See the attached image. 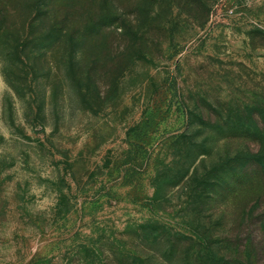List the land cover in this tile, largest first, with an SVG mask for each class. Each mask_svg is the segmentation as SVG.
I'll list each match as a JSON object with an SVG mask.
<instances>
[{"label": "rangeland", "instance_id": "1", "mask_svg": "<svg viewBox=\"0 0 264 264\" xmlns=\"http://www.w3.org/2000/svg\"><path fill=\"white\" fill-rule=\"evenodd\" d=\"M254 157L264 0H0V264H264Z\"/></svg>", "mask_w": 264, "mask_h": 264}, {"label": "trees", "instance_id": "2", "mask_svg": "<svg viewBox=\"0 0 264 264\" xmlns=\"http://www.w3.org/2000/svg\"><path fill=\"white\" fill-rule=\"evenodd\" d=\"M248 132L251 134L252 131H248ZM258 132H259V128L258 129L256 128L255 131L251 135H249V137H252L253 139H257L259 136ZM263 164H264V161L261 157H259V158L254 157V158H249L248 162L245 165H243V166L238 165V167L240 168V171H241V172H238V181L240 182V179L243 180L247 176L249 179L248 186H254L253 185L254 184L253 180H255L254 177L255 176L256 177H262L261 175H259V173L257 171L258 170L263 171V169H264ZM263 173L264 172H262V174ZM261 182L263 183L264 180ZM263 241H264V239L261 238V242H263ZM251 243H252V241H251ZM225 264H228V263L225 262ZM235 264H242V262H240V261L236 262L235 261Z\"/></svg>", "mask_w": 264, "mask_h": 264}]
</instances>
